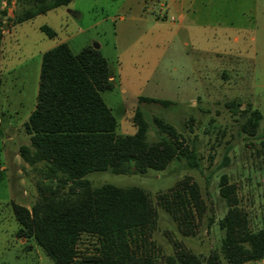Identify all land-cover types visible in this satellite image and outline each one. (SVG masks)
I'll return each mask as SVG.
<instances>
[{"label":"rangeland","instance_id":"374dc122","mask_svg":"<svg viewBox=\"0 0 264 264\" xmlns=\"http://www.w3.org/2000/svg\"><path fill=\"white\" fill-rule=\"evenodd\" d=\"M3 1L0 264H54L33 241L15 235L18 223L10 202L29 207L37 185L55 184L27 164L17 147L29 141L23 122L35 102L40 54L60 41L72 51L90 44L106 58L113 85L99 93L116 119L117 133L134 131L132 115L138 105L149 122L147 140L157 136L151 122L156 115L195 146L199 168L178 159L143 173L92 170L83 176L93 186L137 185L148 192L157 219L146 248L156 264L179 249L200 258L210 249L219 251L222 229L217 220L226 209L218 194L221 173L234 184L248 227H264V0H196L199 9L193 15L191 0H70L20 22L15 15L33 0ZM40 24L55 34L47 36ZM141 95L170 103L138 101ZM252 108L262 117L250 133L240 125ZM184 179L196 182L204 203L192 234L179 229L158 198ZM95 243L94 236L81 233L77 251H90ZM255 262L264 264V251ZM221 264H226L222 256Z\"/></svg>","mask_w":264,"mask_h":264},{"label":"trees","instance_id":"16d2710c","mask_svg":"<svg viewBox=\"0 0 264 264\" xmlns=\"http://www.w3.org/2000/svg\"><path fill=\"white\" fill-rule=\"evenodd\" d=\"M69 1L33 0L14 21ZM4 14L2 8L0 16ZM1 25L0 17V37ZM39 29L50 37L55 34L46 24ZM109 75L106 58L90 44L72 51L60 41L40 54L35 102L23 122L29 141L19 144L17 153L42 178L54 179L55 184L37 185V196L29 207L14 201L10 205L18 223L15 235L23 242L33 241L54 264H156L146 248L157 219L148 192L137 185L103 182L93 186L83 177L86 172L143 173L148 168L163 169L178 159L187 167L199 168L192 140L184 141L161 117L151 116L157 136L146 139L149 122L138 105L132 115L134 131H115L116 119L99 93L112 87ZM137 99L170 103L142 95ZM261 117L257 108L250 109L241 129L253 133ZM218 194L226 204L217 220L222 229L219 251L210 249L200 258L189 249H179L164 255L163 264H221V256L226 264H258L255 261L264 251V227H248L235 186L225 173L219 175ZM158 198L179 229L192 234L204 209L196 182L179 181ZM81 233L95 237L92 250L77 251Z\"/></svg>","mask_w":264,"mask_h":264},{"label":"crops","instance_id":"0c3cea01","mask_svg":"<svg viewBox=\"0 0 264 264\" xmlns=\"http://www.w3.org/2000/svg\"><path fill=\"white\" fill-rule=\"evenodd\" d=\"M194 1H196V0H191V2L189 3V5H188V10H190V13H191V15H193V13H194V9H196V10H198L199 9V7H197V8H195L194 6H195V4H194ZM3 0H0V4L2 3L3 4ZM168 4H171V3H168ZM172 6H175L174 4H171ZM170 6V5H169ZM20 241H22L21 240V238L19 239Z\"/></svg>","mask_w":264,"mask_h":264},{"label":"water","instance_id":"95a60500","mask_svg":"<svg viewBox=\"0 0 264 264\" xmlns=\"http://www.w3.org/2000/svg\"><path fill=\"white\" fill-rule=\"evenodd\" d=\"M95 47V46H94ZM110 76V75H109Z\"/></svg>","mask_w":264,"mask_h":264}]
</instances>
